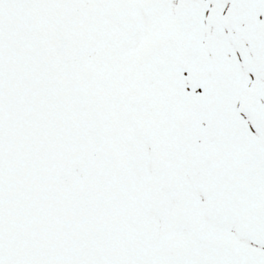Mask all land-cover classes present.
Wrapping results in <instances>:
<instances>
[{
  "label": "snow or ice",
  "instance_id": "6c2138e0",
  "mask_svg": "<svg viewBox=\"0 0 264 264\" xmlns=\"http://www.w3.org/2000/svg\"><path fill=\"white\" fill-rule=\"evenodd\" d=\"M0 264H264V0H0Z\"/></svg>",
  "mask_w": 264,
  "mask_h": 264
}]
</instances>
